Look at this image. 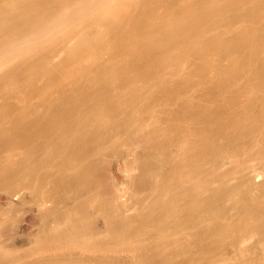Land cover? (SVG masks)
Instances as JSON below:
<instances>
[{
    "label": "bare ground",
    "instance_id": "6f19581e",
    "mask_svg": "<svg viewBox=\"0 0 264 264\" xmlns=\"http://www.w3.org/2000/svg\"><path fill=\"white\" fill-rule=\"evenodd\" d=\"M254 1L241 0L244 3L241 5L239 0H233L230 6L222 3L229 8L232 6L231 10L237 9L232 14L248 10L249 13L242 11L238 16L235 13L233 18L252 24L264 13L262 0L252 6L250 2ZM220 3L219 0H0V38L4 39H0L3 99L23 105L29 103V106L37 99L44 105L42 112L26 105L18 115L15 111L14 115L8 114L18 116L14 130L8 127L10 118L0 115L6 116L9 124H0V264H103L111 261L116 258L109 255L114 254L116 246L111 239L120 238L117 234L120 227L128 230L131 224L126 228L123 224L129 222L127 218L139 204L152 214L147 213V221H161L159 225L155 223L157 226L151 224L156 226L153 230L145 221L146 217L142 219L148 225L146 228L156 231L152 235L162 233L157 237L159 242L156 237L152 239V231L142 229L144 223L132 221L134 228L137 223L142 225L140 233L150 231L149 239L153 242L146 241L148 234L144 238L136 234L138 237L131 239L130 234L135 235V231L129 226L133 232L127 231L128 237L123 236L126 230H119L125 243L118 239L117 247L139 240L140 251L144 248L142 257L137 254L139 251L136 253L140 260L144 257L146 261L149 258L154 261L155 256L166 260L162 255L166 245L161 242L166 239L164 243L175 240L170 245L178 249L186 246V250L201 242L204 248L206 244L211 248L215 244L219 247V235L223 237L219 240L222 244L230 240L231 248L242 250L246 246H243V236L249 225L240 221L242 217L234 221L231 214V218L226 216L225 219L219 215L222 208L227 209V213L236 210L234 196H240L237 194L246 195L241 197L245 205L249 202L248 196H252L254 203L250 200L252 206H247L253 207L251 214L254 212L258 218L253 216L256 218H251L253 221H260L264 213V203L260 202L264 198L259 196L264 192V181L260 182L264 176V20L259 29L253 24L234 31L238 26L233 30L230 25L233 23L228 19L232 14H226L230 9ZM159 9L164 10L163 17L161 12L157 14ZM214 10L217 15L218 12L225 15H220L219 22L220 16L217 18L214 14L218 23L211 22ZM239 15H245V19L238 18ZM204 18L208 27L209 20L218 25L225 21V25L221 24L225 30L210 33L209 29L217 30V25L208 28L203 24ZM16 25V32L12 31ZM49 33L48 45L46 41H39L46 34L47 39H43L48 40ZM35 35L40 39L33 37ZM31 37L36 41L32 38V42ZM29 38L30 44L40 42L32 47L37 50H28L31 47L26 49L24 45L26 51H23L22 44L17 42H27ZM17 45L23 55L15 50ZM153 51L160 55L154 56ZM215 55L219 57L213 59ZM57 58L62 59L61 65L55 63ZM221 58L227 63L226 67L221 64ZM219 64L227 69L222 72L224 68L219 69ZM191 67L202 75L203 81L205 74L209 77V72H215L218 77L215 76V83L212 80L214 88L205 91L196 86V90L189 86V79H185L186 82H179L185 86L169 88L167 93L165 87L162 95L152 96L153 100L149 99L150 103L143 106L144 91L149 92L148 86L150 89L152 86V91L154 88L150 82L156 85L159 77L171 79L172 74H184ZM166 70L172 72H167L168 76L164 72L166 77L160 76L159 73ZM39 80L43 84L40 88L36 84ZM239 80L242 83L245 80L243 86ZM65 82L79 91L70 94ZM65 84L67 89H64ZM56 90L61 91L63 98L66 93L65 99L71 98V103L59 111L54 109L50 118L45 111L51 108L52 94ZM125 90L127 99L121 98ZM221 187L226 191L222 192ZM123 198L128 203L135 202L134 209L133 204H127L125 199L123 202ZM232 199L236 207L230 204L232 210L228 211L225 205ZM149 200L157 206L152 205V201L149 206ZM243 201L239 202L243 205ZM213 203L223 207L217 210ZM246 208L248 215L250 208ZM231 220L236 223L232 224ZM249 221L248 224H254ZM200 228L206 230L203 240L209 233L207 241H201L202 237L196 239L198 234L194 232ZM114 229L117 236H112ZM106 232L112 236L108 241L112 246H103ZM170 233L173 235L165 238ZM136 237L147 243L136 241ZM158 243L164 248L158 247ZM262 243L264 240L258 245ZM24 248L27 253L28 249L33 251L23 253ZM19 249L23 254L14 252L20 255L17 258L12 250ZM147 251L150 257H146ZM169 254L173 260L174 255ZM135 256L132 252L123 262L137 260ZM171 259L168 262H173Z\"/></svg>",
    "mask_w": 264,
    "mask_h": 264
},
{
    "label": "rangeland",
    "instance_id": "374dc122",
    "mask_svg": "<svg viewBox=\"0 0 264 264\" xmlns=\"http://www.w3.org/2000/svg\"><path fill=\"white\" fill-rule=\"evenodd\" d=\"M217 1H218V0H217ZM226 1H228V2H226ZM232 1H233V0H232ZM232 1H231V3H233ZM240 1H241V0H239V2H240ZM242 1L244 2V1H246V0H242ZM249 1H250V0H248V2H249ZM255 1L257 2V4H258V2H260L259 0H258V1L255 0ZM255 1H254V2H250L251 5L253 4L252 6H256V5H254V4H256ZM220 2H221V3H220ZM222 2L227 3L228 5L231 4L229 0H225V1H220V0H219L220 5H221V4H224V3H222ZM239 2H238V3H239ZM243 2H240L241 5L245 3V2H244V3H243ZM261 2L264 3V0H262ZM220 5H219V7H221ZM236 5H237V4H236ZM238 5H239V4H238ZM246 5L248 6V5H250V4H246ZM259 5H263V4H260V3H259ZM224 6H225V4L222 5L223 8H224ZM229 6H230V5H229ZM244 6H245V5H244ZM244 6H243V7H244ZM247 6H246V7H247ZM252 6H251V7H252ZM263 6H264V5H263ZM225 7H228V6H225ZM239 7H240V5H239ZM241 7H242V6H241ZM241 7H240V8H241ZM246 7H245V8H246ZM223 8H221V9L223 10ZM232 8H233L232 6H231L230 8L228 7V10H229V9L231 10ZM248 8H250V7H248ZM248 8H246V9H248ZM216 9H217V11H218V9H220V8H216ZM241 9H243V8H241ZM241 9H240V10H241ZM230 10L227 11V9H226L227 13H226L225 11H224V13H226L227 16H230V15L232 14L231 12L237 11L236 8L233 9L234 11H233V10L230 11ZM238 10H239V9H238ZM250 10H251V9H249V11H250ZM220 11H221V10H220ZM242 11H243V10H242ZM242 11H241V13H240L239 11H238L237 13H236V12H235V13H236V15L238 16V13H239V14H242V13L244 12L243 14H245V13H246L245 11L248 12V10H245V11H243V12H242ZM160 12H161L160 16H162V12H163V14H165V13H164V10L162 11V9H159V11H158L157 14L159 15ZM263 12H264V11H263ZM215 13H216L215 10H214V13H213V12L211 13V16H212V20H211V22L216 21V22L218 23V21H217L218 19H215V17H217V16H220V15H221L222 17H225V15H222V12H221V14H220V12H218L219 15H217V13H216V14H215ZM224 13H223V14H224ZM229 13H231V14L229 15ZM235 13H233V14H232L233 16L231 15L230 18L228 19L230 23H233V25L230 24V23H227V25L230 24L231 26H233V28L231 27L233 30H234L235 27L238 26L234 31H237V30L239 31V30L242 28L241 26H243V25H245V27H247V26H250V25L253 26V24H254V26H253L254 28H255V26H257V27H258L257 29H259V26H262V24L260 25V23H263V22H264V21H263V20H264V15H263L264 13H262L263 17H262V15H261V17H260L261 19H260L259 21H257V23H252V24H251V22H249L250 24L247 23L246 20L243 21V19H245V18H244L245 15H242V16L239 15V17H238V18L242 17L243 19H241V21H243V22H240V19L237 20V17H236V20H235V19H234V18H235V16H234ZM248 13H249V12H248ZM248 13H247V14H248ZM212 14H213V15H212ZM214 14H215L216 16L213 18ZM247 14H246V15H247ZM221 16H220V18H219V22H220V20H221ZM162 17H163V16H162ZM205 17L207 18V15H206ZM231 17H232V19L235 20V22H233L234 20H231ZM233 17H234V18H233ZM206 18L203 19V22H204V23L201 21L204 25L206 24V21H205ZM208 18H209V16H208ZM210 18H211V17H210ZM210 18H209V19H210ZM217 18H218V17H217ZM226 18H228V17H226ZM209 19H208V20H209ZM213 19H214V20H213ZM224 20H225V19H224ZM230 20H231V21H230ZM236 21H237V23H236ZM262 21H263V22H262ZM211 22H210V20L208 21V23H210V25H209L210 27L212 26V24H214V23L211 24ZM223 22H224V24H223ZM223 22H222L221 24H222V25H225L226 22H225V21H223ZM227 22H228V21H227ZM238 22L241 23V24H239ZM244 22H245V23H244ZM40 23H41V22H40ZM202 23H201V25H202L203 27L207 26V25L204 26ZM217 23H215V24L217 25V28H218V29H217V30H215V29H209V30H210V33L213 31V33L216 34L215 32H217L219 29H220V31H222V30L224 31V30H225V29H224V28H225L224 26H223V28H222V25L219 24L220 27L222 28V29H221ZM242 23H243V24H242ZM13 24H14V23H13ZM13 24H12V27H13ZM29 24H30V23H29ZM41 24H42V23H41ZM215 24L212 26L213 28H214ZM234 24H235V25H234ZM255 24H256V25H255ZM257 24H258V25H257ZM263 24H264V23H263ZM9 25H10V24H9ZM9 25H7V26H9ZM38 25H39V24H38ZM239 25H240V26H239ZM29 26H30V25H29ZM39 26H40V25H39ZM39 26H38V27H39ZM10 27H11V25H10ZM12 27H11V28H12ZM16 27H17V25L12 29V31H13ZM36 27H37V26H36ZM38 27H37V29H38ZM207 27H208V26H207ZM210 27H208V28H210ZM212 27H211V28H212ZM240 27H241V28H240ZM245 27H243L242 29H244ZM25 28L28 29V27H25ZM29 28H30V30L33 29L32 26L29 27ZM208 28H207V30H208ZM238 28H239V29H238ZM16 29H17V28H16ZM16 29L14 30L15 32H16ZM260 29H261V27H260ZM10 30H11V29H10ZM17 31H18V30H17ZM37 31L40 32L39 30H37ZM220 31H219V32H220ZM240 31H241V30H240ZM50 32H51V31H50ZM222 33H223V32H222ZM50 34H51V33H49V35H50ZM214 34H212V35H214ZM219 34H220V33H219ZM44 35H45V33L43 34V36H44ZM226 36H227V35H226ZM33 37H36V39H38V38L40 39V36L37 37V36L35 35V36H33ZM33 37H31V41H32V38H33ZM49 37H51V35L48 36V40H44L43 38H46V39H47V34H46L45 37H43L41 40H39V39H38V40H39L40 42L43 41V43H46V42H47L46 44L48 45L49 42H50V40H49L50 38H49ZM209 37H210V34H209ZM228 37H229V35H228ZM0 39H1V38H0ZM33 39H34V41H36L35 38H33ZM1 40L3 41L4 39L2 38ZM5 41H6V40H5ZM29 41H30V38H29V40H27V42H28L29 45L27 44L26 41H24L25 43H24L23 41H17V42H20V45L22 44L23 47H22V46H21V47H22L23 51H26V49H27L28 47H31V48H29L28 50L34 49L35 47H37L36 44H39V43H40V42L37 41V42H35V45H33L34 43H31V44H30ZM34 41H32V42H34ZM45 41H46V42H45ZM17 42L15 41L14 43H17ZM21 42H23L24 44L21 43ZM3 43H4V42H3ZM3 43H1V44L3 45ZM17 44L19 45V43H17ZM41 44H42V43H41ZM46 44H45V46H44V44H43L42 46L46 48V46H47ZM15 45H16V44H15ZM18 45H17V47H14V48H17V49H15L16 51L19 50V49H18ZM24 45H25V46L27 45L25 50H24V48H25ZM32 45H33V46H32ZM19 47H20V46H19ZM32 47H34V48H32ZM43 47H42V48H43ZM42 48H41V50H42ZM45 48H44V49H45ZM20 49H21V48H20ZM35 50H37V49H34V51H35ZM23 51L21 50V51H18V52H20V53L23 55V54H24V53H22ZM44 51H46V49H45ZM156 51H157V50H156ZM156 51H153V53H155ZM32 52H33V51H32ZM32 52H31V53H32ZM46 52H47V51H46ZM46 52H42V51H41L42 54H45ZM157 52H159V50H158ZM157 52H156L155 54H153V55H154V56H156V55H160V54L157 53ZM41 53H40V55H42ZM47 53H48V52H47ZM34 54H35V53H34ZM262 54H264V53H262ZM22 55H19V56H22ZM45 55H46V54H45ZM16 56H17V55H16ZM16 56H15V57H12V58H16ZM19 56H18V57H19ZM8 57H9V55H8ZM208 57H210V56L208 55ZM211 57H212V55H211ZM215 57H217V56H216V55L213 56V59H214ZM218 57H219V56H218ZM218 57H217V58H218ZM0 58H1V57H0ZM54 59H56V58H54ZM222 59H223V58H221L220 60L223 62ZM217 60L219 61V59H217ZM60 61H62V59H58V58H57V60L55 61V63L58 64V63H60ZM214 61H216V60H214ZM225 62H226V61H225ZM61 64H62V63H60V65H61ZM221 64H226L225 67L227 66V63H224V62H223V63H221ZM221 64H219L220 67H219V66H218V67H219V69L222 70L221 67H223V65L221 66ZM223 68H224V67H223ZM226 69H227V68H226ZM226 69L224 68L222 72H224V70H226ZM189 70H190V71H189ZM189 70L186 71L184 74H183V72H182L181 75H180V74L178 75V73H177V74H176V75H178L177 77H176V75H173V74H172L173 77H171V79H170V77H168V78L170 79V81H167V80H166L167 83H165V82H166L165 79H168V78H165V77H166V75L168 76V73H171L172 70L169 71V72H168V70L163 71L162 74H161V72H160V73H159L160 76H161V75H162V76H163V75L165 76V77H164V78H165L164 80L162 79L163 77H161L162 81H165V82H162V81H161V79H160V77H159V74L157 75V76L159 77V79H157V81H158L159 83L162 82L163 84L160 83V84H162V86H161L159 83H157L158 85H157V84L155 85L154 82H150V84L153 83V87H154V88H153V91H152V86H151V89H150V86H148L147 88H149V89H147V90H148L149 92L144 91V92H145L144 94H146V95L144 96V99H142V101H143V106H146L147 103H150L148 100H149V99H150V100H153L154 96H155V97H158L159 95H162V93L165 91V87H166V89H167L165 92L167 93V91L169 90V88H170V89H171V88H172V89H175V88H179V87H181V86H185L184 84H182V85L180 84V85H179V82H180V81H185V79H187V80L189 79V82L191 83L189 86L195 87V89L198 87L199 90H205V89H206L205 91H208L207 88H210V90H211V88H212V89L214 88V87H213L214 84H212V83H213L212 80H213L214 83H215L216 77H218V75H217V76L215 75V72H214V71H213L214 74H212V72H211V73L209 72L210 74L208 73V75H210L209 77L207 76V74H205L206 78H204V81H205V82H204L203 79H201V78H202V75L200 76V74H199L198 72H196L195 67H191ZM209 71H210V69H209ZM164 72H165V73L168 72V73L165 75ZM190 72H191V73H190ZM18 73H19V72H18ZM197 73H198V74H197ZM1 74H2V73L0 72V76H2ZM174 74H175V73H174ZM56 75H57V74H56ZM130 75H132V74H130ZM170 75H171V74H170ZM205 76H204V77H205ZM215 76H216V77H215ZM247 77H248V76H247ZM0 78H1V77H0ZM55 78H56V76H55ZM172 78H173V79H172ZM208 78H209V79H208ZM212 78H213V79H212ZM207 79H208V80H207ZM210 79H211V80H210ZM214 79H215V80H214ZM242 79H243V78H242ZM209 80H210V81H209ZM239 81H240V80H239ZM239 81H238V82H239ZM39 82H40V83H39ZM41 82H42V81L39 80V81L36 83L38 88H40V87L43 85ZM69 82H70V81H68V83H69ZM71 82H72V81H71ZM185 82H186V81H185ZM203 82H204V83H203ZM206 82H207V83H206ZM253 82H254V81H253ZM65 83H66V82H65ZM68 83H66V84H68ZM239 83H241L240 85L243 86L244 83H245V80L243 81V83H242V81H240ZM239 83H238V84H239ZM2 84H3V83H1V79H0V85H1V86H0V115H1V114H2V115H7V117H9V115H14V111H15V115H18V111H19L22 107H24V106L26 107V105H27V107H28V106H29V103L23 105V104H20V103L10 102V101H6L5 99H3V98H4V95H3V92H4V91H3V86H2ZM66 84H65V86H64V89H67V88H68L67 90L70 91V94H72V93L75 92V91H79V90H76V88H75L74 85L68 84L69 86H67ZM72 84H74V82H72ZM81 84H83V83H81ZM166 84H167V85H166ZM204 84H205V85H204ZM238 84H237V85H238ZM242 84H243V85H242ZM63 85H64V84H63ZM154 85H155L156 87L159 86V87H161V88H159V87H158V88H155ZM194 85H195V86H194ZM66 86H67V88H65ZM196 86H197V87H196ZM199 86H200V87H199ZM37 87H36V88H37ZM69 87H70V88H69ZM73 88H74L75 90H74ZM163 88H164V89H163ZM200 88H201V89H200ZM203 88H205V89H203ZM69 89H70V90H69ZM78 89H79V88H78ZM154 89H155L156 91H155ZM157 89H158V90H157ZM73 90H74V91H73ZM162 90H163V91H162ZM196 90H197V89H196ZM89 91H90V90H89ZM159 91H160V92H159ZM161 91H162V92H161ZM205 91H204V92H205ZM54 92H55V93H53L54 95L52 94V98H51V103H52V104H51V108L49 107L50 109L48 108L49 110L45 111V112L49 113V115L46 114V113L43 111V114L45 113V114H46L47 116H49L50 118H51V116L53 115L52 113L55 112L54 109L57 110V111H59V110H60L59 108H61V107L63 108V106L65 107L66 105L69 106L70 103H71V102H70V99H71V98H69V99H68V98L65 99L66 96H67L66 93H65V98H63L64 95H63V97H61L62 95H61V93H60V92H61L60 90H59V91L56 90V91H54ZM66 92H67V91H66ZM85 92H86V90H85ZM87 92H88V91H87ZM154 92L157 93V94H154V95H153ZM168 92H169V91H168ZM204 92H202V93H204ZM68 93H69V92H68ZM91 93H92V92L90 91V94H91ZM122 93H123V94H122ZM55 94H56V95H55ZM121 94H122V96H123V97L121 96V98H123V99H127V97H126V90H125L124 92H121ZM60 95H61V96H60ZM68 95H69V94H68ZM157 95H158V96H157ZM201 95H203V94H201ZM259 95H260V93H259ZM1 96H3V97H1ZM56 96H58V97H56ZM142 96H143V95H142ZM150 96H151V98H150ZM152 96H153V98H152ZM67 97H68V96H67ZM69 97H70V96H69ZM125 97H126V98H125ZM147 98H148V99H147ZM145 99H146V100H145ZM3 100H4V101H3ZM144 100H145V101H144ZM1 101H2V102H1ZM33 101H34V103L32 102L33 104L31 103L30 106H31L32 108H36V109L39 108L38 110H39V111L41 110V112H42V110H44V109H43V108H44V105L41 104L39 100L37 101V99H36V100H33ZM56 101H57V102H56ZM68 101H69V103H68ZM146 101H147V102H146ZM14 104H15V105H14ZM53 104H54V105H53ZM61 104H62V105H61ZM65 104H66V105H65ZM1 105H2V106H1ZM58 105H59V106H58ZM147 105H148V104H147ZM30 106H29V107H30ZM81 106H82V104H81ZM6 107H7V108H6ZM54 107H55V108H54ZM57 107H58V108H57ZM2 108H3V109H2ZM12 109H13V110H12ZM6 111H7V113H6ZM9 111H10V112H9ZM12 111H13V113H12ZM3 112H4V113H3ZM8 114H9V115H8ZM47 116H45V117H47ZM5 117H6V116L0 117V124H1V122H2V123L7 124V126H8L9 124H8V121H6V118H5ZM11 117H12V116L9 117L10 119L7 118L8 120L11 121V122H9L10 125H9L8 127H9V129L14 130L13 128H15L16 126H18V124H16V123L18 122V121H17L18 119H17L16 117H18V116H15V117L13 116L14 119H13V117H12V118H11ZM15 118H16V120H15ZM47 118H48V117H47ZM50 118H48V119L50 120ZM2 119H4V120H2ZM11 119H13V123H12V120H11ZM16 121H17V122H16ZM32 121H34V120L32 119ZM25 122H26V121H25ZM28 122H29V120H28ZM11 124H13V126H12ZM14 124H15L16 126H14ZM10 126H11V127H10ZM12 127H13V128H12ZM12 132H16V131H12ZM263 162H264V161H263ZM261 166H262L261 168H263V165H261ZM263 177H264V176H262V179H260V182L264 181ZM261 180H262V181H261ZM234 184H235V183H233V184H231V185L233 186ZM214 185H217V183L214 184ZM229 186H230V185H229ZM217 187H218V186H217ZM217 187H216V188H217ZM219 187H220V186H219ZM212 188H213V186H212ZM224 188H226V187H224ZM227 188H229V187H227ZM227 188H226V189H227ZM214 189H215V187L213 188V190H214ZM220 189H221V191L223 190L222 187H221ZM215 190H216V189H215ZM227 190H228V189H227ZM224 191H226V190H223L222 192H224ZM260 194H261V195H259V196H261L262 198H264V195H262V194H264V192L262 191V193H260ZM237 195H240V196H234V198H235L236 200L233 198L236 202L233 201V199H232V202H231V200H230L231 203H229V201H227L228 206H226L227 204L225 205V207H228V211H231L232 209L230 208V206H232V208H233V206H234L235 203H236L237 208H236V210H235V208L233 209V211L235 210V216H234V214H233V213H234L233 211H231L232 213H230V212H228V213L225 212L227 209L223 210V208H222L223 206H222V207H219L220 204L217 205L218 203H215V204L217 205V210H219V209L222 208L221 210H223V211L220 210V212H222V213H221L222 215H219V214H218L219 211H218L217 213H215V212H216V211H215L216 209H215V207H214V206H215L214 203H213V205H214L213 207H214L215 210H213V209H212V210L215 211V212H214L215 214H218L219 216H221V217H223V218L226 217V216L229 217L230 214H231V215H233V218L235 219V220L233 219L234 221H238V220L241 219V217H242V220H240V221L245 222L246 225H249V227H250V228L248 227L249 230H248V228H247V231H248V232L246 231V233H245L244 236H243V239L245 238V243L243 244V246H244V245H246V246H244V247L241 246V248L243 247L242 250H241L240 248H238V250H237V249H235V247H234V248H231L232 246L229 245L230 240L228 239V238L231 239V237H228V236H226V235H225V236L228 237L227 239H228L229 241L226 239L227 241H225V242L223 241V242H224V243H223L224 245H223V244L221 243V241L223 240V237L219 235V237H221V238H220V239L218 238L217 241L219 242V247H220V248L218 247V244H217V246H216V244L213 245L214 247H216V250H215V248H214L213 246H212V248H211V245L208 246L207 244H206V246H205V248H204V246H203L204 243H203V242H201V243H203L202 246L200 245L201 243H199V244L197 243V244L195 245L197 248H195V249H193L195 246H191V249H192V250H191L190 248H188L187 250L184 249V248H187L186 246H183L182 249H178V247H175L174 244L172 243L173 246H174V248L178 249V250H176V249L173 248L172 245H170L171 242H174V241H175V240L172 239L173 237H171V239H172L173 241H170V243H168L169 241L166 242V243H168V244H166V243L163 242V241H167V239H166V240H161V239H160L161 242H162L163 244H165L167 247L164 245V246H165V248H164V247L162 246V245H163L162 243H158V247L160 246L159 244H162L161 246H162V248H164V250H165V251H164V254H165V255H164L163 253H162V255H163L164 257L166 256L165 259H166V258H167V259H168V258L171 259V257H169L171 254H169V253L172 252V254H173L174 256H176V257L172 256L173 260L171 259V261H173V262H170V261H169V262H170V263H169V262H168L169 259H168V260H167V259H166V260H162V258H159L160 256L158 257L159 259H157V256H155V257H156V258H155L156 260L153 258L154 256L151 257V259H154L155 262H156V261L158 262V261L162 260V261H160L162 264H163L165 261H166V262H165L166 264H257V263H258V264H264V243H262V244H263L262 246H261V245H258V244H260L261 241L264 240V225H262V224H264V221H263V220H264V219H263V217H264V216H263L264 213L261 215L262 218H260L261 220L259 219L260 221H258V222L253 221L251 218H253V216H254V217H256V216L253 214L254 212L252 213L253 215L251 214V212L253 211V207H251V208L249 207V206L251 205V201H253L252 199H250V198H252V196H248L249 194L247 195L248 198L250 197V198H249V202H250V203L248 202L249 204L247 203V204L245 205V202L243 201V198H241V197H243V196L246 197V195H241V194H237ZM236 197L238 198V200H239L240 202L243 201V203H244L243 205H245V206H243V205L241 204L242 202L240 203V202L237 200ZM253 198H254V197H253ZM262 198H261V199H262ZM124 199H125V201H126V198H123V199H122L123 202H124ZM241 199H242V200H241ZM244 200H245V199H244ZM246 200H247V198H246ZM246 200H245V201H246ZM250 200H251V201H250ZM263 200H264V199H262L260 202L264 203ZM151 201H152V200H149V201H148V205L150 204L149 202H151ZM247 201H248V200H247ZM247 201H246V202H247ZM128 202H129V201L127 200V201H126L127 204H131V203H132V202H131V203H128ZM234 202H235V203H234ZM151 203H152V205H154V204H153V201H152ZM237 203H238V204L240 203L241 205H240V204L238 205ZM253 203H254V201H253ZM132 204H133L132 207H133V209H134L135 202H133ZM230 204H231V205H230ZM232 204H234V205H232ZM139 205H140V204H139ZM139 205H138V206H135L136 209H134V211H133L134 213H133V212L131 213V214H132L131 216H130V214H129V216H130L131 218H130L128 215H127V216L131 219V222H132V221H135V222H139V221H140V224L144 223V224L146 225V223H145L142 219H144V217H146V215H147L148 212H145V211H147L148 208L145 207V210H143V209H142L143 207L141 208L142 205H141V206H139ZM229 205H230V206H229ZM236 205H235V207H236ZM247 205H249V206H247ZM254 205H255V204H254ZM254 205H253V206H254ZM145 206H146V204H145ZM149 206H150V205H149ZM154 206L156 207L157 205H154ZM242 206H243V207H242ZM251 206H252V205H251ZM147 207H148V206H147ZM152 207H153V206H152ZM245 207L250 208L249 211H250V214H251V215H250V214H248V215L245 214V213H248V210H245ZM140 208H141V209H140ZM218 208H219V209H218ZM242 208H243V210H245V211H247V212H244L243 210H241ZM248 208H246V209H248ZM260 208H262V209H260V210H263V207H260ZM146 209H147V210H146ZM151 209H154V210H155V208H150L149 210H151ZM229 209H231V210H229ZM237 209H238V210H237ZM142 210H143V211H142ZM154 210L149 211V212L151 213V212H153ZM138 211H139V212H138ZM236 211H237V213H236ZM240 211H242L243 214H241L242 212H240ZM141 212H144V213H141ZM220 212H219V213H220ZM223 212H225V213H223ZM263 212H264V210H263ZM139 213H140V215H139ZM226 213H227V214H226ZM141 214H142V215L144 214L145 216H142ZM223 214H224V216H223ZM225 214H226V215H225ZM228 214H229V215H228ZM236 214H237V215H236ZM238 214H239V215H238ZM240 214H241V216H240ZM133 215H134V216H133ZM138 215H139V217H138ZM148 215H152V214H149V213H148ZM218 215H215V216H218ZM243 215H244V216H243ZM127 216H126V218H127ZM154 216H155V215L153 214L152 219H154ZM156 216H157V215H156ZM205 216H206V215H205ZM219 216H218V217H219ZM239 216H240V217H239ZM245 216H246V219H245ZM250 216H251V217H250ZM261 216H260V217H261ZM133 217H134V219H133ZM137 217H138V218H137ZM140 217H141V219H140ZM149 217H150V216H149ZM218 217H217V219H218L217 221L220 220ZM237 217H238V218H237ZM123 218H125V217H123ZM126 218H125V219H126ZM129 218H127L128 220L126 219V220L129 221V222L126 221L127 223L125 222L126 224H123V225H124V228H126V227L129 225V223L131 224V225H129V226H132V230L135 231V232H134L135 235H132V236H131V234H130L131 239H133V238L135 239V236H137V235H138L139 237L143 236V238H144V235H146V234L149 235V232H150V231H152V232H150V234H151V233H155L156 231L153 232V230L156 229V226H157V225L155 224V223L158 222L156 219L160 220V219L158 218V216H157V218L155 219L156 221L154 220L155 223H153V222L150 223L149 221L146 220V219H147V217H146V218H145V221L149 222L148 225H149L150 227L153 226V225L151 226V224H155L156 226L154 225L155 228H154V227H152V228H150V227L146 228L148 225H146V226L143 225V228H142V229H148V230L153 229V230H150V231H147V230H146L147 233L142 232V231H143V230H142V231H141L142 233H140V230H141L140 228H141L142 225H140L139 223H137V227H138V226H140V227L137 228V227H136V224H135V228H134V225H132L134 222L131 223L130 220H129ZM136 218H137V219H136ZM210 218H211V217H210ZM230 218H231V216H230ZM256 218H257V217H256ZM256 218H255V219L253 218V219L256 220ZM125 219H124V220H125ZM149 219H150V218H149ZM152 219H150V220H152ZM224 219H225V218H224ZM237 219H238V220H237ZM244 219H245V220H244ZM250 219H251V220H250ZM262 219H263V220H262ZM141 220H142L143 222H141ZM221 220H222V219H221ZM229 220H230V219H229ZM233 220H231V221H232V224H233V223H236V222H233ZM249 220H250L251 222H252V221L254 222V224L252 223L254 226H253L252 224H248V223H247ZM257 220H258V218H257ZM211 221H212V220H211ZM215 221H216V220H215ZM240 221H239V222H240ZM250 221H249V223H251ZM122 222L124 223V221H122ZM122 222H120V223H122ZM159 222H161V221H159ZM159 222L157 223L158 225H159ZM242 222H240V223H242ZM262 222H263V223H262ZM245 223H242V224H245ZM255 223H256V224H257V223L261 224V227H260L259 224L256 225ZM237 224H239V223L237 222ZM121 225H122V224H121ZM121 225H119V226H121ZM201 225H202V224H201ZM204 225H205V224H204ZM129 226H128V228H127L128 230H126V229H122V228L120 227V229L122 230L121 232H123V231L126 230V231H125L126 234H125V233H124V234L122 233L124 237H126V236L128 237L129 234H127V233H128V232L131 233V231H132V230L130 229ZM144 226H145V228H144ZM160 226H161V225H160ZM234 226H235V224H234ZM251 226H252L253 228H252ZM257 226H258V227H257ZM116 227H117V226H116ZM122 227H123V226H122ZM158 227H159V226H158ZM254 227H255V228L257 227V229H255ZM133 228H134V229H133ZM136 228H137V229H136ZM149 228H150V229H149ZM160 228H161V227H160ZM260 228H261V230H260ZM120 229H119V230H120ZM201 229H202V228L198 229V231H199V232H202V233H198V231L196 232L197 229L195 230L194 233H195V234H196V233L198 234V235L196 234V235H197V236H196V237H197L196 239L199 240V239L202 237V238H201V239H202L201 241H204V240L207 239V236H209V233L207 232L208 235H206V237H205L206 239L203 240V236L206 234V233H205L206 230L203 229V231H202ZM258 229H259V230H258ZM117 230H118V229H117ZM119 230H118V232H119ZM137 230H138L139 232H138ZM157 230H158V229H157ZM160 230H161V229H160ZM160 230H159L158 232H161ZM114 231H115V229L112 230V233H113ZM127 231H128V232H127ZM144 231H145V230H144ZM258 231H259V232H258ZM108 232H110V231H108ZM108 232H106L107 235H105V239H106V241L103 242V243H104V244H103L104 247H105V244H109L108 241H110V239L112 238V236H114V234L116 233V232H115V233H113L112 236H110L112 233L110 232L111 234H109ZM118 232H117V234H118V235L120 234V238H118V239H123V240H124V243H125V238H123V237L121 238V232H119V233H118ZM132 232H133V231H132ZM136 232H137V233H136ZM203 232H204V235H203ZM262 232H263V234H262ZM134 233H133V234H134ZM143 233H144V234H143ZM136 234H137V235H136ZM140 234H141V236H140ZM142 234H143V235H142ZM161 234H162V233H159V234L156 233V236H155V234H153V235L151 234L153 237H152L151 235H149L148 237L145 236V239L147 238L146 241L148 242L149 237H150V238L152 237V239L156 237V239H155L156 242H159V241H157V240H158L157 237H158V236L161 237V236H162ZM163 234H164V233H163ZM201 234H202V236H200ZM261 234H262V235H261ZM165 235H166V234H165ZM165 235H163V236H165ZM168 235H171V236H172L173 234H172V233L167 234V235H166L167 237L165 236V238H168V239H169ZM227 235H228V234H227ZM231 235H232V234H231ZM231 235L229 234V236H231ZM115 236H117V235L115 234ZM138 236H137V237H138ZM198 236H199V237H198ZM225 236H224V238H225ZM106 237H107V238H106ZM110 237H111V238H110ZM118 237H119V236H118ZM130 237H129V238H130ZM132 237H133V238H132ZM137 237H136V241H137L138 239H140V238L137 239ZM246 237H247V240H246ZM103 238H104V237H103ZM116 238H117V237H116ZM116 238H112V239L116 240ZM163 238H164V237H162V239H163ZM165 238H164V239H165ZM259 238H262V240H260ZM107 239H108V240H107ZM112 239H111L112 244H113V245H114V244L116 245V246H114L115 249L113 250V251H114V254H113V252H112V253H111V252L109 253V251H110L109 248L112 246V244H109V245H111V246H109V248H107L108 245H106V246H107L106 248L109 249V251H108L109 255L111 254V255H113L112 257H116V258L113 259V260H111V261H110V260H109V261L106 260L107 262L104 261L103 264H155L154 261L149 260L150 258H149L147 261H150L151 263H150V262H147V261L145 260V259H147V258H144V257H143V259L141 258V260H140V258H137V257H139L138 255H140V257H142L141 255L144 253V252L141 253V251H144V248L140 251V245H142V244L140 243L139 245H137L139 240L137 241V243H135V242H133V241L130 239V240L133 242V243L130 242L131 245H130V244H124V243H123V244H119V246L117 247V245H118V241H119V240L117 239V241H114V240H112ZM126 239L128 240V238H126ZM152 239H151V240H152ZM171 239H170V240H171ZM175 239H176V238H175ZM130 240H129V241H130ZM140 240H143V239H140ZM151 240L149 239V241H151ZM219 240H221V241H219ZM224 240H225V239H224ZM248 240H249V242H251V243H249ZM258 240H259L260 242H259ZM129 241H128V243H129ZM134 241H135V240H134ZM143 241H144V244H145L146 241H145V240H143ZM143 241H141V242L143 243ZM206 241H207V240H206ZM105 242H108V243H105ZM113 242H114V243H113ZM120 242H121V240H120ZM120 242H119V243H120ZM126 242H127V241H126ZM147 242H146V243H147ZM152 242H153V241H151V243H152ZM156 242L154 241L155 244H156ZM198 242H199V241H198ZM227 242H228V245H229V246H228V245H225V244H227ZM257 242H258V243H257ZM154 243H153V244H154ZM205 243H207V242H205ZM220 243H221L222 245H221ZM247 243H248V245H247ZM256 243H257V246H256ZM149 244H150V242H149ZM155 244H154V245H155ZM126 245H127V246H126ZM146 245H147V244H146ZM220 245L223 246V247H221ZM128 246L131 247V249H130ZM138 246H139V248H138ZM161 246H160V247H161ZM198 246H199L200 248H199ZM226 246H227V247H226ZM121 247H122V248H121ZM133 247H134V248H133ZM141 247H143V246H141ZM188 247H189V246H188ZM192 247H193V248H192ZM207 247H208V248H207ZM111 248L113 249V247H111ZM120 248H121V249H120ZM137 248H138L139 250H137ZM180 248H181V247H180ZM206 248H207V249H206ZM226 248H227V249H226ZM21 249H22V248H21ZM26 249H27V248H26ZM26 249H25V248L23 249L24 252H23V250H20V249H19V250H12V251H13V253H14V252H17V253H18V252H19V254L22 253V252H23V253H27V252H26ZM117 249H118V250H117ZM122 249H123L124 251H123ZM128 249H129V250H128ZM133 249H134V250H133ZM135 249H136V250H135ZM170 249H171V251H170ZM173 249H174V251H172ZM208 249H209V250H208ZM234 249H235V250H234ZM239 249H240V251H239ZM29 250H30V251H29ZM31 250L33 251V249H28V250H27L28 253L31 252ZM131 250H132V251H131ZM162 250H163V249H162ZM166 250H169V251H168L169 253H168ZM213 250H214V251H213ZM12 251H11V252H12ZM20 251H21V252H20ZM118 251H119V252L121 251V252H120L121 254H120ZM138 251H139L141 254H140V253H137ZM115 252H116V253H117V252L119 253V254L117 253V254L119 255V257H118L117 254H115ZM122 252H124V253H122ZM125 252H127L128 254L125 253ZM132 252H133V254L136 255L135 257H136L137 260H133V261H131V262H130V261H129V262H128V261H127V262H123L124 259H126V258L130 255V253L132 254ZM147 252H148V251H147ZM17 253H14V255H16L17 258H18V257L20 258V255L17 254ZM23 253H22V254H23ZM28 253H27V254H28ZM136 253H137L138 255H137ZM11 254H12V253H11ZM11 254H10V255H11ZM22 254H21V255H22ZM145 254H146V253H145ZM147 254H148V255H146V257H148L149 255H151L150 252H148ZM166 254H167V255H166ZM114 255H116V256H114ZM127 255H128V256H127ZM16 256H14V257H16ZM23 256H25V255H23ZM23 256H22V258H23ZM143 256H144V255H143ZM149 257H150V256H149ZM121 258H122V260H121ZM123 258H124V259H123ZM174 258H175V259H174ZM118 259H119L120 261H119ZM144 260H145V261H144ZM174 260H175V261H174ZM112 261H113V262H112ZM115 261H116V262H115ZM140 261H141V262H140ZM163 261H164V262H163ZM146 262H147V263H146ZM157 262H156V263H157ZM160 262H158L157 264H159ZM161 263H160V264H161Z\"/></svg>",
    "mask_w": 264,
    "mask_h": 264
}]
</instances>
